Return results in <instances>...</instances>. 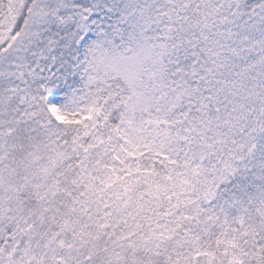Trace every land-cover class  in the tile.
Wrapping results in <instances>:
<instances>
[{
  "label": "snow or ice",
  "instance_id": "1",
  "mask_svg": "<svg viewBox=\"0 0 264 264\" xmlns=\"http://www.w3.org/2000/svg\"><path fill=\"white\" fill-rule=\"evenodd\" d=\"M0 264H264V0H0Z\"/></svg>",
  "mask_w": 264,
  "mask_h": 264
}]
</instances>
